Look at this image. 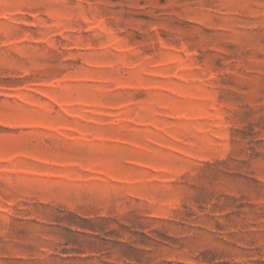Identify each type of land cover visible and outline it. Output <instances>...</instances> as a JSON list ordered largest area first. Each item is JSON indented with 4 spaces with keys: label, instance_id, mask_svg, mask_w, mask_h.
<instances>
[{
    "label": "rangeland",
    "instance_id": "1",
    "mask_svg": "<svg viewBox=\"0 0 264 264\" xmlns=\"http://www.w3.org/2000/svg\"><path fill=\"white\" fill-rule=\"evenodd\" d=\"M0 264H264V0H0Z\"/></svg>",
    "mask_w": 264,
    "mask_h": 264
}]
</instances>
